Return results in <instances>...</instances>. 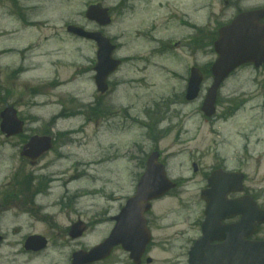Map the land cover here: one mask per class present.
<instances>
[{
	"label": "rangeland",
	"instance_id": "374dc122",
	"mask_svg": "<svg viewBox=\"0 0 264 264\" xmlns=\"http://www.w3.org/2000/svg\"><path fill=\"white\" fill-rule=\"evenodd\" d=\"M84 1L38 0L36 36L39 46L34 58L37 67L30 73H23L22 88L18 85L14 95H8L4 101L0 99V111L4 102L15 105L20 111L25 121L24 136L41 134L43 129L51 128L74 130L66 138L67 146L61 150L66 159L61 163L55 161V164L64 180L73 179L70 187L75 193L77 214L94 217L103 208L113 211L117 205L125 204V199L134 194L137 181L145 170V157L154 150L161 151L168 175L183 182L179 190L154 203L153 219L159 218V224L167 228L156 226L157 239L181 228L190 229L189 223L180 222L186 215L201 214L204 204L200 200V189L206 183V175L217 165L243 170L247 174V187L262 191L261 203L264 205V130L258 125L256 106L260 99L256 93L258 75L254 68L241 67L226 81L220 91L217 117L208 121L201 112V105L211 78L205 80L197 100L185 104L176 97L183 86L185 69L192 60L188 53L180 50L175 54L168 53L164 58L165 70L149 68L143 71L142 62H127L117 76L130 81L129 84L118 86L116 92L102 98L105 105L115 111L114 117L102 116L104 111L95 110L93 106V100L100 96L91 85L93 46H90V53L88 43L66 37L63 28L66 21L81 13ZM212 1L214 23L229 21L238 7L245 10L264 6V0ZM138 13H142L141 10ZM120 26H126V21ZM23 33L26 34L24 38L34 35L33 30ZM7 38L0 33V48ZM129 40L127 38V42ZM133 44L129 43L125 54L146 53L144 42L135 40ZM197 58L199 64L204 65L213 62L216 56L204 50ZM180 72L184 75L179 74L177 79ZM29 83L31 85H27ZM157 109L161 111L157 116L158 130L154 133L149 121L152 111L156 113ZM237 109L233 116L230 115ZM58 113L63 119L55 123L52 118ZM25 139L22 136L7 138L0 131V178L20 166V150ZM54 155L49 154L43 163L48 165L46 161ZM193 163L198 165V173L194 172ZM105 218L101 215L97 219ZM109 229L108 222L98 223L87 242L90 245L100 242ZM167 249L163 246L157 251L153 264H184L180 262L182 251ZM110 262L132 264L128 253L122 249L113 253Z\"/></svg>",
	"mask_w": 264,
	"mask_h": 264
},
{
	"label": "flooded vegetation",
	"instance_id": "af4514ba",
	"mask_svg": "<svg viewBox=\"0 0 264 264\" xmlns=\"http://www.w3.org/2000/svg\"><path fill=\"white\" fill-rule=\"evenodd\" d=\"M228 3V0H222ZM242 0H238L240 2ZM1 2V30L3 37L14 45L13 48L2 52L3 56L10 55L11 62L4 65V69L13 72L6 82L16 86L21 79L24 70L32 71L36 68L34 58L37 57L38 37V0H0ZM99 3L108 9L111 22L107 25L95 23L84 18L85 13L78 14L83 20L76 21L79 26L89 31H98L111 39L116 49L114 56L125 61L135 63L142 62V69H164V58L168 53L175 54L176 50L188 53L192 59L186 67V74L190 75L193 67H199L202 73L212 70V64L199 66V45L206 42L208 49H214V43L218 39L220 28L232 21L242 10L237 8L233 19L227 22L214 23V12L211 9L212 0H86L84 4ZM261 7L255 6V8ZM263 7V6H262ZM205 10V14H203ZM141 10L142 13H137ZM213 12V13H212ZM85 20V21H84ZM205 20L203 28L205 32L199 33V21ZM126 21V26H120ZM9 22V24H8ZM136 23H142L143 28L135 29ZM33 30L35 42H31L24 49H20L23 32ZM73 39L78 37L68 34ZM127 38H130L127 42ZM85 40V39H83ZM135 40L145 43L146 53L138 56L126 55L125 48ZM18 43L16 44V42ZM86 41V40H85ZM88 41V40H87ZM95 44L94 42H92ZM96 45V44H95ZM134 44L132 45V47ZM96 54V52H95ZM19 61H16V60ZM163 62V63H161ZM92 70H93V62ZM257 103L259 111V127L264 129V65L256 70ZM189 77L183 79L186 84L183 96H186V88ZM101 97V96H100ZM45 135V134H44ZM53 138H55L53 136ZM59 151L64 147H58ZM56 155V160H62L63 153L50 152ZM18 171L24 170L23 177L8 176L0 179V264H72V255L78 250H87L86 237L93 228L92 219L83 220L81 214L71 209L74 205L68 183H56L57 178L49 172L50 166L42 167L43 156L36 165H32L29 159L21 156ZM54 164V163H52ZM50 164V165H52ZM40 168V171H38ZM219 167H216L217 169ZM214 170V169H213ZM238 171V170H235ZM210 175V173H209ZM209 175H206L207 181ZM180 183L178 184L179 187ZM207 184L201 189H205ZM256 188H246L242 193H232L230 199L250 195L258 203L261 202V194ZM204 202V201H203ZM260 205V203H259ZM118 213V211H117ZM114 216L111 217L112 220ZM206 215L203 210L197 216H184L180 224L189 223V228H181L164 238L157 239L156 226L164 230L167 228L159 224V218L150 216L148 226L152 240L143 254L141 264L148 263L149 255L157 253L163 246L168 249L177 248L182 251L181 263L188 264L190 250L200 243L202 248H222L227 239L232 240L237 246L240 234L235 231L218 229L210 234L208 242H202L204 237L203 224ZM221 227L242 223L241 214H233L231 217L216 221ZM80 223L78 229H74ZM162 224L166 226V224ZM92 226V227H91ZM173 226V224H168ZM94 229V228H93ZM240 231H245L241 230ZM34 237L36 249L28 248V240ZM245 239V238H244ZM250 241L264 240V224L257 226ZM112 257L97 261L92 264H114L110 262Z\"/></svg>",
	"mask_w": 264,
	"mask_h": 264
},
{
	"label": "water",
	"instance_id": "95a60500",
	"mask_svg": "<svg viewBox=\"0 0 264 264\" xmlns=\"http://www.w3.org/2000/svg\"><path fill=\"white\" fill-rule=\"evenodd\" d=\"M99 6H92L87 16L90 19L99 20L101 18ZM264 10H255L240 14L231 24L221 30L220 39L216 42V51L219 55L213 66L214 83L208 90L202 110L207 116L215 113V103L218 89L223 80L237 67L245 63H253L259 66L264 62ZM107 22V21H106ZM105 22V23H106ZM69 30L77 35L85 36L95 40L99 45L98 64L96 66V84L100 91L107 90L106 79L116 70L120 62L112 58L113 46L108 38L100 33L86 32L82 28L70 27ZM202 76L197 69L192 72L188 88V99H194L200 92ZM2 131L7 136L18 134L22 131L23 122L16 117V111L12 108L2 113ZM50 138L33 137L25 147L24 154L32 158H38L50 148ZM158 153H153L148 161L146 173L139 181L136 195L131 198L120 217V226L116 227L111 236L100 246L94 248L88 253L77 255L74 264L91 261L108 256L112 248L122 243L124 248L131 251V257L137 258L140 251L136 247L137 237L141 228L145 226L144 212L149 210L150 204L147 202L155 197L167 192L172 184L166 178L164 167L158 163ZM217 171L214 177L218 178L211 186H220L222 195L216 201L221 202V209H226L222 203L228 191V177H235L239 183L242 176L236 174H227ZM234 190V189H233ZM237 190V189H235ZM237 206V203L235 204ZM228 208V207H227ZM213 209V205L208 206V210ZM256 216L259 222L264 221V210L257 208L252 202L248 201L246 205L245 218L251 219ZM122 221V222H121ZM145 240H143V244ZM231 258H235L236 250L227 248ZM241 254L231 264H264V242L248 243L246 247L240 249ZM206 264H212L209 260ZM228 264V263H227Z\"/></svg>",
	"mask_w": 264,
	"mask_h": 264
}]
</instances>
